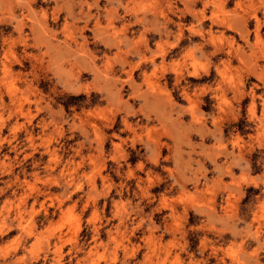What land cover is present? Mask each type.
<instances>
[{"label":"rangeland","instance_id":"374dc122","mask_svg":"<svg viewBox=\"0 0 264 264\" xmlns=\"http://www.w3.org/2000/svg\"><path fill=\"white\" fill-rule=\"evenodd\" d=\"M0 264H264V0H0Z\"/></svg>","mask_w":264,"mask_h":264},{"label":"bare ground","instance_id":"6f19581e","mask_svg":"<svg viewBox=\"0 0 264 264\" xmlns=\"http://www.w3.org/2000/svg\"><path fill=\"white\" fill-rule=\"evenodd\" d=\"M189 4V3H188ZM217 7V6H216ZM202 11V10H201ZM234 14V13H233ZM200 16V15H199ZM236 17V16H235ZM241 17V16H240ZM235 20V19H234ZM239 20V19H238ZM238 20L236 21V22H238ZM241 22H244V21H241ZM223 24V23H222ZM228 28L230 29V27L228 26ZM235 28H237L236 26H235ZM115 40V39H114ZM121 43V42H120Z\"/></svg>","mask_w":264,"mask_h":264}]
</instances>
